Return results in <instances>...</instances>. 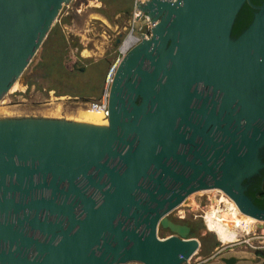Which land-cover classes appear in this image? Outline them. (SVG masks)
Segmentation results:
<instances>
[{"label": "water", "instance_id": "obj_1", "mask_svg": "<svg viewBox=\"0 0 264 264\" xmlns=\"http://www.w3.org/2000/svg\"><path fill=\"white\" fill-rule=\"evenodd\" d=\"M70 1L0 0V101ZM246 3L253 19L234 38ZM136 9L157 23L117 67L107 125L0 119V264H184L201 243L170 212L212 189L264 233L245 184L264 171V0Z\"/></svg>", "mask_w": 264, "mask_h": 264}, {"label": "rangeland", "instance_id": "obj_2", "mask_svg": "<svg viewBox=\"0 0 264 264\" xmlns=\"http://www.w3.org/2000/svg\"><path fill=\"white\" fill-rule=\"evenodd\" d=\"M120 1L130 4L131 0ZM131 5L132 10L129 15H132L134 8L133 0ZM119 9L120 7L115 4V0L113 2L111 0H71L68 5L63 6L53 26V28L56 26L59 28H54L52 41L50 42L52 34L51 36L48 35L29 73L22 76L10 92L0 101V119L32 117L74 121L79 111H88L89 109L85 108L83 103L91 99H98L101 95H89L85 91L89 89L87 84L97 80L102 83L103 92L107 72L118 55L119 46L114 45V43L117 39L116 26H121L119 24L123 18L122 13L115 14ZM54 43H58L62 49H64L65 44L67 46L65 47L67 54L75 58L77 61L75 64L84 66L85 69L83 71L77 70L78 72L75 75H71L75 79L73 82L62 84L60 88L50 90L51 82L48 80L47 65H50L54 54L56 56L60 55L58 51H55L58 45L51 47ZM93 75L94 78L92 77ZM190 196L187 201L185 200L186 203L184 202L185 204L183 203L182 207L173 211L172 215H185V221L198 219L194 215L201 211L208 212L209 209L211 210L208 199L211 196H214L215 200H222L221 206H226L223 198L227 197L220 191L196 192ZM174 216L170 215L171 218ZM252 226L246 231H251ZM206 233H212L215 235L216 240L219 241L217 235L211 231L209 232L205 227L202 235ZM168 234L162 230H159L158 233L160 238L169 237ZM220 245H222L221 242ZM241 247L246 248L244 246ZM230 253L228 252L224 256L226 257ZM206 258L201 256L199 251L193 263L203 260L201 264H221L220 257H214L210 260H206ZM262 263L264 264V260ZM126 264L142 263L129 262Z\"/></svg>", "mask_w": 264, "mask_h": 264}, {"label": "built area", "instance_id": "obj_3", "mask_svg": "<svg viewBox=\"0 0 264 264\" xmlns=\"http://www.w3.org/2000/svg\"><path fill=\"white\" fill-rule=\"evenodd\" d=\"M145 3V0H133L134 8L132 11V15H128L127 22L124 25L116 26V32H117V38L120 34H122V40L120 44L118 45V55L116 57V60L114 64L111 66L110 70L107 72L106 78H105V87L103 89V92L101 96L98 99H91L83 103L84 107L89 109L90 111L101 113L104 120L108 121V103H109V96H110V87L113 82L117 67L121 60L126 56V54L134 48L136 45H138L143 39H149L152 35V28L156 25L157 22H151L148 15L145 13L137 10V3L138 2ZM148 0H146L147 2ZM142 20L145 21V23L142 22ZM138 24V28L135 27V25ZM203 193V192H201ZM220 194V193H219ZM218 195V194H217ZM214 196L209 197L211 208L213 206V200ZM188 199V198H187ZM187 201V200H186ZM186 203V202H185ZM184 203V204H185ZM184 204L176 207L170 212L171 216L173 211L177 210L178 208L182 207ZM183 213V212H181ZM205 211H201L196 216L198 219H201L205 227L208 228L206 221H205ZM185 215H177L174 216L175 219L184 220ZM195 219V220H198ZM209 229V228H208ZM244 246L252 251H259L263 253L264 258V233H258L253 230L245 231L243 235H240L238 239L231 243H226L220 245L213 254L206 258V260H210L214 257H222L226 253L235 252L237 247ZM196 256V255H195ZM193 256L190 258L186 263L184 264H201L203 260H198L196 263H193V260L195 258Z\"/></svg>", "mask_w": 264, "mask_h": 264}, {"label": "trees", "instance_id": "obj_4", "mask_svg": "<svg viewBox=\"0 0 264 264\" xmlns=\"http://www.w3.org/2000/svg\"><path fill=\"white\" fill-rule=\"evenodd\" d=\"M262 1L263 0H251L254 5H260ZM111 2H113V0H111ZM131 2L132 0L130 1V4H125L120 0H115V4L120 7V9L115 14H130L132 10ZM254 12L255 10L247 3L242 7L233 25L232 37H237L251 23ZM54 28L57 29L59 27L56 26ZM54 28L49 33L50 36L52 34L50 42L52 41V38L54 36ZM54 45H58V43L52 44L51 47H53ZM64 46L67 47L65 44ZM65 47L64 49H62L61 46L58 45V48H56L55 51H58L60 55L56 56L54 54L52 56V61L50 62V65H47V70L49 74L48 80L51 82V86L49 87L50 90L58 89L60 88V85L62 86V84H69L70 82H73V80L75 79L71 75H75L78 72L74 68V64L77 61L74 57L67 54V52L65 51ZM92 77L94 78V75ZM101 85L102 83L98 82L97 80H94V82L91 81V83L87 84V87H89V89L85 91L89 95L97 94L100 96L102 93ZM247 194L253 199L256 205H258L259 207H263L264 192L262 191L261 186H257L256 188L255 186L249 187ZM188 224L194 229L193 237H196L200 240V255L205 256L207 258L210 257L214 252L213 250H216L220 246V242L216 240L215 235H213L212 233L202 235V231L205 230V224L201 219L188 220ZM259 256H262V254L259 253Z\"/></svg>", "mask_w": 264, "mask_h": 264}, {"label": "bare ground", "instance_id": "obj_5", "mask_svg": "<svg viewBox=\"0 0 264 264\" xmlns=\"http://www.w3.org/2000/svg\"><path fill=\"white\" fill-rule=\"evenodd\" d=\"M88 111H79L76 114L74 121L107 125L108 121L103 119L101 113L94 111H91L94 113H90ZM212 190L220 191L225 195L220 189ZM187 198L185 200H187ZM227 198H223L226 202L225 207L221 206L222 200H215V198H213V206L211 210L209 209V211L207 210L208 212L205 213V221L208 228L210 231L216 233L218 240L223 244L236 241L241 233L245 232L249 227L256 223L254 218L243 215L237 205L231 199ZM185 200L180 205H182Z\"/></svg>", "mask_w": 264, "mask_h": 264}, {"label": "crops", "instance_id": "obj_6", "mask_svg": "<svg viewBox=\"0 0 264 264\" xmlns=\"http://www.w3.org/2000/svg\"><path fill=\"white\" fill-rule=\"evenodd\" d=\"M87 51V50H84ZM259 253L262 254V256H259ZM237 257L240 260L235 264H263V253L259 251H252L250 249H246L243 247L236 248L235 252L230 253V255H227L226 257ZM221 264H223L221 262Z\"/></svg>", "mask_w": 264, "mask_h": 264}, {"label": "flooded vegetation", "instance_id": "obj_7", "mask_svg": "<svg viewBox=\"0 0 264 264\" xmlns=\"http://www.w3.org/2000/svg\"><path fill=\"white\" fill-rule=\"evenodd\" d=\"M124 15V17L122 18V22H120V24L119 25H124L123 23L127 20V18H128V15H125V14H123ZM125 20V21H124ZM124 21V22H123ZM122 34H120V36L116 39V41H115V43H114V45H118L117 44V41L118 40H122ZM263 161H264V156H263ZM262 176H258V177H255V178H252V179H250V180H248L245 184H246V186L248 187V189H249V187H252V186H255V188L257 187V186H261V184H262V181H263V177H264V171L262 172ZM263 207H264V205H263ZM174 221H176V222H179V223H184V224H188V221L186 220H183V221H178V220H176L174 217L172 218ZM189 225V224H188ZM159 230H162L161 228L159 229ZM162 231H164V232H167V233H169L168 234V236H171L172 234L170 233V231H168V230H162Z\"/></svg>", "mask_w": 264, "mask_h": 264}]
</instances>
